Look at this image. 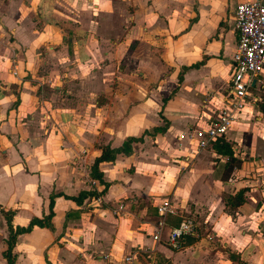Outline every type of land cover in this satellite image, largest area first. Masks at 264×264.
Listing matches in <instances>:
<instances>
[{
	"label": "crops",
	"instance_id": "crops-1",
	"mask_svg": "<svg viewBox=\"0 0 264 264\" xmlns=\"http://www.w3.org/2000/svg\"><path fill=\"white\" fill-rule=\"evenodd\" d=\"M243 1L0 0V206L13 211V225L25 226L48 212L55 194L53 227L19 234L14 264H124L129 254L132 264L156 256L177 261L166 233L180 215L167 216L156 241V205L169 198L191 210L201 205V191L233 182L222 179L226 156L214 142L185 171L170 158L180 162L195 147L188 131L227 104L234 10ZM252 87L254 101L246 98L221 137L241 161L228 192L244 189L236 209L259 222L264 68ZM129 136L142 137L130 154L99 164L104 189L90 165L101 146H120ZM81 190L97 195L69 197ZM6 238L0 212V264Z\"/></svg>",
	"mask_w": 264,
	"mask_h": 264
},
{
	"label": "built area",
	"instance_id": "built-area-1",
	"mask_svg": "<svg viewBox=\"0 0 264 264\" xmlns=\"http://www.w3.org/2000/svg\"><path fill=\"white\" fill-rule=\"evenodd\" d=\"M234 28L237 41L232 55V69L227 90V104L207 119L204 127L188 131L187 137L193 140L195 147L184 155L186 164L192 154L206 148L221 137L231 127L235 115L240 111L246 98L251 95L252 81L258 80L264 68V0H247L236 5L234 10ZM183 135V133H181ZM191 154V155H190ZM159 215L153 239L158 241L165 227L167 216L179 214L177 224L168 227L166 243L173 249L182 248L186 237L196 234L197 223L191 215H181L178 207L169 198L156 205ZM131 254L124 257V264H132Z\"/></svg>",
	"mask_w": 264,
	"mask_h": 264
},
{
	"label": "rangeland",
	"instance_id": "rangeland-1",
	"mask_svg": "<svg viewBox=\"0 0 264 264\" xmlns=\"http://www.w3.org/2000/svg\"><path fill=\"white\" fill-rule=\"evenodd\" d=\"M172 69L173 65H169L167 72ZM250 91L251 95L248 99L253 102L258 91L255 87L250 88ZM186 154L188 150L180 155L179 159H182L180 162L174 161V155L170 158L172 163L180 166L181 172L193 165L192 160L197 153L194 151L195 155L187 164L184 160ZM214 160L219 163L218 159ZM230 177L233 182L229 187L222 186V189L215 191L213 189L215 185H212L213 187L211 186L208 192L201 191V205L197 204L195 207L193 204L190 207L191 210L179 207L178 210L182 215H191L195 218L197 228L193 236L195 241L189 246L176 250L178 252L177 261L174 257L170 260L156 256L147 258L150 264H264V221L257 222L258 215L247 221L248 219L243 217L238 209L222 206V200L225 201L232 194L228 190L234 192L236 188L234 182L240 178L238 174L229 175ZM195 208H198V212L194 210Z\"/></svg>",
	"mask_w": 264,
	"mask_h": 264
},
{
	"label": "trees",
	"instance_id": "trees-1",
	"mask_svg": "<svg viewBox=\"0 0 264 264\" xmlns=\"http://www.w3.org/2000/svg\"><path fill=\"white\" fill-rule=\"evenodd\" d=\"M154 130L163 131L164 127L156 126L154 127ZM141 138H142L141 136L138 137L129 136L123 141V143L120 146L117 147H110L109 145L101 146L100 154L93 159V162L90 165V176L94 179L103 182L102 171L99 169V164L103 161H113L118 153H123L125 155L130 154L132 150L131 147L132 142L141 140ZM213 148L219 154L226 156L225 163L223 165V175H222V179L226 180L231 174V171L234 169V167L240 166L241 161L239 158L233 155V150L231 145L227 141H225L224 138L222 137L217 138V140L213 144ZM103 183L105 189L108 183L107 182H103ZM243 193H244V189H239L235 193L230 195L226 199L225 202L226 206L232 208H236L240 206L245 201V197ZM88 195H97V192H95L94 190H81L77 196H69V197L75 200L76 202H81V200L87 197ZM54 196H55L54 193H51L49 195L48 212L44 214L42 217H32L28 222V224L25 226L13 225L11 222L13 211L5 210L0 206V212L3 215L7 225V238L5 239L6 247L2 252L3 257L5 258L4 264H14L15 255L12 252V248L19 234L30 231L34 226H40V227L44 226L50 229L53 227L51 218L53 215ZM178 221L179 218L172 223L177 224ZM193 241H195V238L192 235H190L186 237L184 241H182V246L190 245Z\"/></svg>",
	"mask_w": 264,
	"mask_h": 264
},
{
	"label": "water",
	"instance_id": "water-1",
	"mask_svg": "<svg viewBox=\"0 0 264 264\" xmlns=\"http://www.w3.org/2000/svg\"><path fill=\"white\" fill-rule=\"evenodd\" d=\"M254 84V81H252V85Z\"/></svg>",
	"mask_w": 264,
	"mask_h": 264
}]
</instances>
